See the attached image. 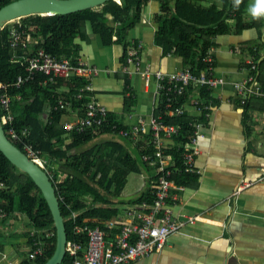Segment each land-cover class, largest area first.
<instances>
[{
  "label": "trees",
  "instance_id": "16d2710c",
  "mask_svg": "<svg viewBox=\"0 0 264 264\" xmlns=\"http://www.w3.org/2000/svg\"><path fill=\"white\" fill-rule=\"evenodd\" d=\"M17 1L20 0H0V9ZM152 1H158L160 5L159 14L155 15L158 24L156 43L166 54L173 53L182 57L184 67L190 68L197 74L207 68L204 58L217 47L218 35L240 34L248 28L262 27L257 26L262 24V20L246 18L247 8L252 0H242L239 9L232 7L233 0H120V3L111 1L95 9L67 15L30 16L22 18L21 22L33 37V50L41 49L51 57L59 60L68 59L75 63L80 49L76 40L81 38L90 42L93 35H99L107 46L124 45L125 65L132 42H139L131 41L129 32L141 21L143 10ZM89 26L92 35L88 33ZM256 45L257 52H264V39L260 38ZM22 51L11 47L9 26L0 30V84H13L19 75L24 74L25 65L12 61L15 52L22 53ZM252 52H255V49ZM257 58L259 68L255 71V77L258 81L264 82V56L260 52ZM45 80L46 77L38 76L35 81L20 89L12 86L8 89L12 95L21 94L23 101L12 106L14 123L4 126V129L8 138L23 152L24 146L9 135V129L14 128L19 135L27 129L28 134L22 137L24 142L41 150L42 157L47 158L48 161L56 160L61 163L64 174L60 180L48 171L46 164L45 169L51 176L60 201L68 240L87 242L84 233L76 235V227L92 228L98 225L104 227L106 221L121 214L113 202L121 199L129 174L140 171L144 166H150L142 160V156L145 153L152 154L154 148L149 144L151 137L146 135L139 139L136 159L127 152L126 148L112 141L72 153L80 145L92 139L89 131L83 134L72 131L73 142L61 149L67 133L66 128L61 124L65 111H54V107L58 101L70 104L72 107H82V104L75 100V96L88 82L82 78H73L67 83L70 87L68 94H56L62 81H56L55 84L46 81L47 84L44 85ZM208 96L209 90L201 88V100H206L204 97ZM186 100L187 94L176 99L175 104L183 107ZM207 103L206 101L205 104ZM258 104L264 109L263 99L251 97L244 107L247 110L253 109ZM46 106L51 108L48 123H44L39 117ZM160 110L162 107L156 108L155 114H159ZM1 113L3 114L2 111ZM163 122L166 125L176 126L179 130L178 135L172 138V146L165 150L172 161L169 168L178 169L181 163V150L188 145L195 119L184 113L181 116H164ZM114 124L127 128L109 113V123L98 132L112 133L111 126ZM68 170L72 172H67ZM195 175L183 173L173 176L172 179L180 188L188 178ZM156 180L155 175L150 192L143 194L132 205L153 202ZM2 181L5 183V188L0 189V207L7 211L8 216L0 221V225H11L12 227L8 229L11 237L24 238L26 242L17 244L19 251L22 249L19 245L25 244L23 258L18 264H44L55 252L56 229L42 192L27 173L17 168L0 151V183ZM73 214H76V219H72ZM21 219L25 221V229L22 232L21 228L14 227L15 221ZM33 231L37 232V237L43 238L45 246L43 255L30 259ZM47 232H52L53 237L46 239ZM62 264H71L68 256Z\"/></svg>",
  "mask_w": 264,
  "mask_h": 264
},
{
  "label": "crops",
  "instance_id": "0c3cea01",
  "mask_svg": "<svg viewBox=\"0 0 264 264\" xmlns=\"http://www.w3.org/2000/svg\"><path fill=\"white\" fill-rule=\"evenodd\" d=\"M159 12L158 1L150 2L142 12L141 21L129 32V39L143 44V67L171 74L184 67V60L172 53L166 54L156 43L155 15ZM261 23L257 25L262 26L260 29L255 26L240 34H223L216 38V74L229 82L209 90L204 101L201 89H190L183 104L185 114L195 119L202 136L195 158L200 174L188 178L179 190H173L169 201L175 216L187 223L179 233L168 238L160 253L131 264H264V174L261 170L264 166V109L259 104L245 109L232 84L255 75V71L246 69L243 62L252 58L259 62L257 54L260 52L264 56V52L256 51L258 40L264 39V20ZM88 33L92 35L90 26ZM76 44L80 46L78 56L97 69L96 75L84 78L91 84L92 96L107 107L117 122L130 128L140 118L150 120L155 115V81L145 83L137 75L129 78L124 74V45L107 46L99 35H93L90 42L77 39ZM67 83H61L58 94H68ZM195 101L208 102L205 104L209 107L208 116L199 113ZM50 112L51 108L46 106L39 116L44 123H48ZM82 115V107L69 104L61 124H74ZM91 135L88 143L72 153L112 141L122 145L136 159L140 140L97 131ZM73 140L67 130L60 148L64 149ZM164 143L166 148L173 144L172 139H164ZM44 159L49 172L60 180L64 174L61 163ZM155 175L156 168L152 165L129 174L121 199L113 202L121 211L120 215L135 207L132 203L150 192ZM243 180L252 181L253 185L237 193ZM188 219H194V223ZM17 221L14 227L22 228ZM11 227L1 224L0 235ZM3 258L7 257L4 255L0 264H8Z\"/></svg>",
  "mask_w": 264,
  "mask_h": 264
},
{
  "label": "built area",
  "instance_id": "2783aa9c",
  "mask_svg": "<svg viewBox=\"0 0 264 264\" xmlns=\"http://www.w3.org/2000/svg\"><path fill=\"white\" fill-rule=\"evenodd\" d=\"M5 26H9L11 47L15 50H23L22 53L15 52L12 61L24 64L25 71L24 74L17 77L13 84H0V117L3 127L14 123L15 117L12 106L23 101L21 94L12 95L8 92L11 86L20 89L35 81L38 76H44L46 77L45 82L55 84L56 81L69 82L73 78L84 79L87 76L97 74V69L88 65L81 57H77L75 63H72L68 59L59 60L51 57L41 49L33 50V37L21 19L7 22ZM142 53L143 44L133 41L128 51L127 63L124 65V74L129 78L137 75L145 80V83L154 79L157 97L156 108L162 107V110L159 111V114L152 116L150 120L140 118L138 123L130 128H123L114 124L111 126V132L117 137L134 141H138L146 135L151 137L149 144L153 146L154 152L143 154L142 160L156 168L157 180L153 192L154 200L152 203L145 202L128 209L123 215L106 221L104 227L100 225L92 228L89 226L76 227V235L84 233L88 240L87 242L67 240L66 256L71 260V264H131L155 253H160L168 238L179 233L187 223V221L175 216L174 208L169 203L173 190L180 189L176 188L172 178L183 173L200 174L195 166V158L199 154L198 140L202 136L199 133V125L193 123V131L188 145L181 150L180 167L170 169L172 161L170 155L165 152L164 139L171 140L178 135L179 130L176 126L166 125L163 122V117L181 116L185 113L184 108L175 103L176 99L184 97L190 89L206 88L212 90L229 81L225 78H219L216 74V48L204 58L207 68L201 70L199 74L194 73L188 67H182L171 74L161 70L153 71L150 67H143ZM248 62L251 70L256 71L259 68L256 59ZM233 88L243 106L248 103L251 97L264 100V83L258 81L255 75L247 77L246 80L234 82ZM92 94L93 90L89 82L78 91L75 100L82 104L83 115L74 124L65 123L64 128L66 130L74 131L77 134H83L87 131L98 132L109 123L107 107L97 102ZM194 105L201 115L208 116L209 107L207 105L199 101H195ZM68 106L69 104L58 101L54 111H66ZM27 134V129L22 131L21 135L14 128L9 129V135L24 146V153L45 168L46 160L42 157L41 150L24 142L23 138ZM261 170L264 174V166L261 167ZM252 185V181H241L237 193ZM4 188L5 183L2 181L0 189ZM7 216V211L0 207V221L6 219ZM76 217V214H73L72 219H76ZM188 222L194 223V219H188ZM36 235L37 232L33 231L31 235L33 249L29 255L30 259L44 254V240L41 236L37 237ZM53 235L52 232H47L46 237H44L49 239Z\"/></svg>",
  "mask_w": 264,
  "mask_h": 264
},
{
  "label": "water",
  "instance_id": "95a60500",
  "mask_svg": "<svg viewBox=\"0 0 264 264\" xmlns=\"http://www.w3.org/2000/svg\"><path fill=\"white\" fill-rule=\"evenodd\" d=\"M111 1L120 0H20L0 9V30L7 22L30 16L67 15L95 9ZM0 151L22 172L27 173L42 192L54 221L56 229V248L50 259L44 264H62L66 257L68 240L65 220L61 212L60 201L51 176L47 170L33 161L20 150L7 136L0 117Z\"/></svg>",
  "mask_w": 264,
  "mask_h": 264
},
{
  "label": "rangeland",
  "instance_id": "374dc122",
  "mask_svg": "<svg viewBox=\"0 0 264 264\" xmlns=\"http://www.w3.org/2000/svg\"><path fill=\"white\" fill-rule=\"evenodd\" d=\"M252 2H253V0L250 2V4ZM118 3H120V2H118ZM246 16L249 17L248 12H246ZM232 51H233V49H232ZM252 60L253 59H249V60H246L245 62H243L244 65L246 66V69L250 68V63L248 61H252ZM256 62H257V64H259V62L257 60H256ZM48 171H49V168H48ZM136 176L137 175H133L132 177H136ZM132 189H133V187H132ZM24 222L25 221H23L22 219L20 221H17V224L19 226L20 225L22 226L21 232L24 231V229H25ZM22 241L24 242L25 239L24 238L15 239V238L11 237V233L9 230L3 231L0 235V259L5 255V257H7V258L5 260L3 258L2 261L7 262L8 264H16L18 261H20L23 258V253L25 251V249L23 247L25 246V244L19 245L20 248H22L20 251L17 250L18 249L17 244L22 243ZM24 243H26V242H24Z\"/></svg>",
  "mask_w": 264,
  "mask_h": 264
},
{
  "label": "clouds",
  "instance_id": "9594fccd",
  "mask_svg": "<svg viewBox=\"0 0 264 264\" xmlns=\"http://www.w3.org/2000/svg\"><path fill=\"white\" fill-rule=\"evenodd\" d=\"M242 0H233L232 7L239 9ZM248 15L252 20H264V0H253L247 8Z\"/></svg>",
  "mask_w": 264,
  "mask_h": 264
}]
</instances>
